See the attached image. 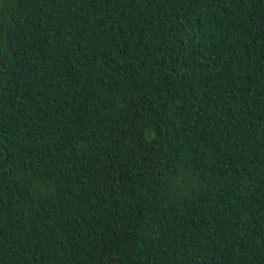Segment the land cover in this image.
<instances>
[{
  "label": "trees",
  "instance_id": "1",
  "mask_svg": "<svg viewBox=\"0 0 264 264\" xmlns=\"http://www.w3.org/2000/svg\"><path fill=\"white\" fill-rule=\"evenodd\" d=\"M0 264H264V0H0Z\"/></svg>",
  "mask_w": 264,
  "mask_h": 264
}]
</instances>
